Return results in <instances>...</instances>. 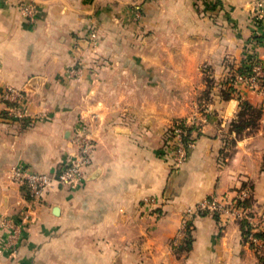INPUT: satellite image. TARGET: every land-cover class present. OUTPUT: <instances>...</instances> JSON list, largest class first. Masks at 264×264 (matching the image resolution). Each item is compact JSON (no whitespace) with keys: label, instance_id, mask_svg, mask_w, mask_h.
Masks as SVG:
<instances>
[{"label":"crops","instance_id":"crops-1","mask_svg":"<svg viewBox=\"0 0 264 264\" xmlns=\"http://www.w3.org/2000/svg\"><path fill=\"white\" fill-rule=\"evenodd\" d=\"M216 1L219 25L220 12L200 13L199 0H0V92L22 90L25 112L10 116L0 102V224L28 217L14 247L0 225V264H260L239 223L210 213L189 218L188 252L170 246L188 207L244 184L264 215V109L257 128L226 147L238 100H223L226 78L218 82L227 58L239 65L246 50L264 63V18L254 30V0ZM24 3L36 9L32 20ZM90 29L105 54L133 56L106 57L88 71L78 59L91 46ZM128 30L135 38L126 44ZM157 33L174 42H160L149 57L141 37ZM233 86L264 105V91L238 80ZM197 90L200 134L174 171L164 132L196 108ZM81 134L94 144L81 184H54L29 209L26 189L9 170L54 173L75 155ZM150 197L155 203L145 201Z\"/></svg>","mask_w":264,"mask_h":264},{"label":"built area","instance_id":"built-area-1","mask_svg":"<svg viewBox=\"0 0 264 264\" xmlns=\"http://www.w3.org/2000/svg\"><path fill=\"white\" fill-rule=\"evenodd\" d=\"M259 5L264 7V0H260ZM22 10L27 17L31 20L33 19L36 9L32 3H24ZM93 36L94 34L92 33ZM263 77L264 68L260 65L256 66L254 73L248 76H239L240 79L247 81L252 89L256 90H261L262 86L260 81ZM0 101L4 103L6 112L10 116L18 119L24 118V93L22 90L13 86H5L0 92ZM173 130L171 140L176 144L178 153L175 160L177 166H181L187 153V149L183 143L185 130L179 126L174 127ZM190 145L191 143L188 145V148ZM93 151L94 144L92 139L87 134H81L76 139L75 155L56 172L29 171L23 167L13 166L8 172V177L13 183L23 185L26 189L29 200L28 207L32 210L34 206L44 200L48 189L54 184L71 188L81 184L85 176L86 168L92 163ZM248 194L249 189L247 187H240L232 196L223 195L219 198L209 196L198 201L193 206L188 207L185 210L176 242H180L184 237L189 218L192 215H199L204 212L210 214L217 213L220 219L225 217L226 220L224 221L246 220L251 226L250 232L245 236L246 244L257 257L264 256V236L257 237L255 235L259 231H264V220L256 219L254 210L250 206L243 205V200ZM145 201L152 204L155 203V199L152 197L146 198ZM27 218V214H25L19 222L10 218L1 221V227L8 230V247H14L18 242L20 231Z\"/></svg>","mask_w":264,"mask_h":264},{"label":"rangeland","instance_id":"rangeland-1","mask_svg":"<svg viewBox=\"0 0 264 264\" xmlns=\"http://www.w3.org/2000/svg\"><path fill=\"white\" fill-rule=\"evenodd\" d=\"M200 2L197 3L198 5L200 4L201 5V8H202V4H203V8L200 10V13L202 11L203 14H206L207 13H210V12H207L205 11L206 10V5L202 2V0H199ZM216 0H211L210 3L207 1V3L210 5H213V3L215 2ZM259 1L260 0H254L252 3H251V18H252V27H254V30H257L258 28H260L261 25V20H263L264 18V7H261L259 5ZM208 10V9H207ZM222 10H220V7H216L214 11H212L210 14H213V13H216V12H220ZM222 15V12H220V15L217 17L215 16V24H220L223 19L220 17ZM129 29V28H127ZM92 29H90L91 31ZM92 33L94 34V36L92 37ZM96 32L95 31H91L90 34H89V42L91 43V46H88L89 49H87L85 51V54H83V56L81 57L82 59H78L79 62L82 63V65L84 66L85 69H87L88 71H96L97 69L100 68V66H102V64L104 63V61L106 60L105 58L106 57H113V56H122V57H128V56H133V52L135 51H129V50H124V51H121L118 53V51L116 50H110V52L108 54H105L104 51H102V49L100 48H97L99 46V41L100 39L97 37V34H95ZM132 32L131 30H128L124 33H122V35L124 36V40L126 42H123V43H128L130 41V39L134 38L132 35H130ZM134 34V32H133ZM152 36V35H151ZM172 36H168V37H164L163 34H156V36L154 37H150V35H145V36H142L141 37V41H143V45H148V47L144 46V48L146 47V51H147V56L149 57H154V55L158 54V52L160 51L157 47V44H159L160 42L162 41H165L166 43L169 42H174L173 38H171ZM132 40V41H133ZM131 42V41H130ZM250 44L252 43H249V45H247L248 49L250 47ZM139 50H136V52H138ZM170 49H168V53H170ZM246 53L242 59H241V62L242 63H245L246 66H249L251 65L252 67V73H254L255 69H256V66L257 65H260L261 67L264 68V63H260L258 59H256L252 53V51H247L246 50ZM173 53V52H172ZM171 53V54H172ZM116 54H119V55H116ZM164 55V54H163ZM240 59V58H239ZM238 59V61H239ZM227 61H229V65L225 66L226 67V73L219 76V81H222L224 78H227V77H235V81L238 80V81H242L244 82L245 84H247L250 88H252L249 83L245 80H242L239 78V74L237 73L236 69L241 65V62L239 63L238 65V62H232V60L229 58H227ZM231 63V64H230ZM263 64V65H262ZM77 66H79V64L77 63ZM205 68V67H204ZM203 68V69H204ZM78 69V68H77ZM75 69V70H77ZM74 70V71H75ZM203 73V72H202ZM251 73V74H252ZM203 75L205 76V74L203 73ZM203 76V77H204ZM203 80V79H202ZM206 87L205 89L207 90L208 86L207 84L205 83V86ZM203 87V89H204ZM4 88V87H3ZM202 89V90H203ZM204 89V91H205ZM3 90V89H2ZM194 90V89H193ZM202 90L199 91L198 93V90L196 91V93L194 95H192V99H191V102H193V100L196 101V108L192 110V112L187 116L185 117V120H186V123L187 125H195L196 127H200L201 125V120L199 119V117H203V112H201L199 109H198V105H199V97L201 95V92H203ZM253 90H256V89H253ZM261 90H263V88L261 87ZM202 96H204L202 94ZM194 98V99H193ZM201 100V99H200ZM1 102V101H0ZM198 102V103H197ZM2 103V102H1ZM4 105V103H3ZM5 107V105H4ZM178 119H181V118H177V119H174L170 125L168 126V128L165 130L164 132V143H165V146H164V155L166 156V158L168 159L169 161V166H170V169L171 170H174V171H177L180 166H177V162L175 160V157L177 156V147H176V144H174V142H172V136H173V128L174 127H178L176 126L175 124H177L178 122H175L176 120ZM58 170V169H57ZM223 195H234L231 194V193H226V194H223ZM221 195V196H223ZM221 196H215L214 197H221ZM253 210H254V214L256 215V219H263L264 220V215L257 212L253 206L251 207ZM194 215L191 216V218L193 217ZM222 221L226 220L225 217H222L221 218ZM227 221H230V220H227ZM226 222V221H224ZM181 226V225H180ZM180 228V227H179ZM180 229H178L176 235H175V238L174 240H172V243H170L171 245V249L172 251H174V248L179 245V241L176 242V237L178 235V232H179ZM244 237V243L246 244V239H245V235L243 236ZM182 240V239H181ZM176 243V244H175ZM246 246H248L246 244ZM250 249V248H249ZM250 251H252L250 249ZM253 252V251H252ZM254 253V252H253ZM255 254V253H254ZM257 257V256H256Z\"/></svg>","mask_w":264,"mask_h":264},{"label":"trees","instance_id":"trees-1","mask_svg":"<svg viewBox=\"0 0 264 264\" xmlns=\"http://www.w3.org/2000/svg\"><path fill=\"white\" fill-rule=\"evenodd\" d=\"M207 1L210 3L211 0H202V2L206 5L207 12H212L215 10L216 7L221 8V2L215 1L213 5H210L207 3ZM208 9V10H207ZM237 73L241 76H248L252 73V67L251 65L246 66L245 63L241 62V65L236 69ZM235 81V77H227L224 82L222 83L220 87V96L223 100H229L231 98H236L238 100V110L236 113V116L232 118L229 122V129L228 132L225 134L226 139V147L231 148L235 144L236 138H239L245 134H248L249 132L253 131L257 128L262 111L264 109V105H253L250 103L247 99L242 98L240 94H238L233 86ZM207 83L210 86L209 80ZM260 84L264 90V77L261 79ZM207 93V92H206ZM204 91L202 97H206L207 95ZM207 99V97L205 98ZM175 122H178L175 124L176 126L182 127L185 130V134L183 135V143L188 151V145L194 141V138L196 135L200 134V127H196L195 125H187L185 118H181L176 120ZM195 133V135H193ZM231 134H234V137H230ZM263 168H264V159H263ZM242 187H247L249 189L248 196L243 200L244 206H250L253 205V194H252V187L251 185L244 184ZM200 214H207L206 212L200 213ZM213 216L220 219L219 215L217 213H213ZM240 229L242 233L246 236L251 229V226L246 220H238ZM191 222L187 224L184 237L180 241L179 245H177L174 248L175 254H181L182 252H188L191 247L192 243V237H191ZM257 237L264 236V231H259L255 233ZM260 264H264V256L257 257Z\"/></svg>","mask_w":264,"mask_h":264}]
</instances>
